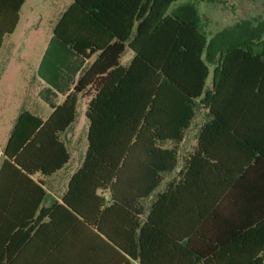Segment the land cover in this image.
<instances>
[{
    "label": "trees",
    "instance_id": "trees-1",
    "mask_svg": "<svg viewBox=\"0 0 264 264\" xmlns=\"http://www.w3.org/2000/svg\"><path fill=\"white\" fill-rule=\"evenodd\" d=\"M181 1L73 0L53 36L75 55L95 59L45 121L26 110L18 114L2 153L0 189L4 174L19 175L31 185L27 187L28 205L35 193L40 204L44 192L29 176H50L68 163L70 156L59 134L75 121L79 101L87 99L86 153L68 183L63 205L58 206L83 215L89 194L96 199L90 205H104V198L96 194L99 190L110 192V206H131L133 201L125 194L134 191V200L145 198L159 186L161 174L175 171L176 149L158 145L168 140L180 143L199 107L207 111L209 121L181 170L185 177L173 192L157 195L146 221L132 223V242L120 247L141 264H151V259L154 264H264L262 220L236 221L231 244L215 242L193 258L190 232L178 237L164 227V207L177 204L181 184L184 188L194 184L189 174L225 175L228 181L221 188L223 193L240 187L257 160L264 163V20L257 27L242 23L208 38L198 10L204 0ZM24 3L0 0V47L15 31ZM126 49L132 59L121 66L119 60ZM245 125L253 136L243 135ZM254 136L259 145H249ZM221 145L251 153L240 161L234 159L237 164L230 168L220 156L225 149ZM120 192L123 196L118 197ZM203 209L200 219L216 210ZM53 211L41 209L40 214L51 220ZM248 249L251 253L245 259ZM235 251L236 261L226 259Z\"/></svg>",
    "mask_w": 264,
    "mask_h": 264
},
{
    "label": "crops",
    "instance_id": "crops-1",
    "mask_svg": "<svg viewBox=\"0 0 264 264\" xmlns=\"http://www.w3.org/2000/svg\"><path fill=\"white\" fill-rule=\"evenodd\" d=\"M50 41L55 42L56 47L63 51V54H60L59 49L56 47L53 49L52 63L44 65L47 71H51V74H48L51 82H45L41 77L43 85L38 92L41 99L50 103L51 114L54 107L61 104L71 92L80 74L95 56L85 60L75 55L69 47L63 44L60 47L61 43L53 35ZM131 59L132 52L126 49L119 63L121 66H127ZM210 72L208 88L212 79V67ZM80 101L83 105L80 119L77 120L76 112L75 121L65 132L59 134L70 156L68 163L50 176L40 174L29 176V179L38 184L44 192L39 205L36 202L38 193L33 196L31 206L28 205L27 187L31 185H28L27 181L16 174L2 176L4 183L0 189V264H141L138 258L129 255L120 245L132 242L130 235L132 223L135 220L142 223L146 221L157 195L167 191L173 192L177 183L183 180L185 175L181 170L196 151L199 132L209 121L207 111L196 107L194 118L189 128L185 130L181 142L176 144L168 140L158 145L163 149H176L177 168L173 172L161 174V183L149 196L134 200L137 195L132 191L124 196L133 201L131 206H110L112 203L110 192L99 190L96 194L104 198V205L93 206L96 199L94 197L92 199L90 197L92 194H89L88 205L82 209L83 215H77L69 207L58 205H63L62 198L67 192L68 183L80 167L87 149L88 120L85 117V109L88 100ZM29 112L36 114L43 121L50 116L48 114L43 117L35 112ZM200 114L203 115L202 119L195 126ZM246 133L253 136V130L247 125L243 126V135ZM255 133L254 131V135ZM249 145H259L256 136L250 138ZM221 146L225 148L220 154L222 161L230 168L237 164L233 162L234 159L240 161V157H248L251 153L240 152L234 146L231 148L229 145ZM208 148L214 151L213 145H208ZM255 165L240 187L223 193L221 188L224 182L228 181L225 175L189 174L188 179L190 178L194 184L186 188L181 184L176 195L177 204L164 207L165 229L178 237H184L188 232L193 236L190 244L191 258L201 254L204 247L215 246V242L231 244L228 241L234 237L238 227L236 221L244 220L242 224L256 220L264 221V163L257 160ZM259 167L260 173H257ZM208 187H211V190H208ZM117 196H123L122 192ZM92 200L93 204L90 205ZM204 206L208 212L216 210L211 216L207 217L206 214L200 219L198 214L206 211L203 209ZM41 209H48L49 212L54 210L51 220L47 215L40 214ZM206 217L208 221L202 225ZM139 231L140 228L137 227L136 232ZM248 244L244 240V245ZM250 253L249 249L244 253L245 259ZM232 256L229 255L226 259L236 261L238 257L236 251ZM203 261L202 259L201 262ZM150 263L154 264V259H151Z\"/></svg>",
    "mask_w": 264,
    "mask_h": 264
},
{
    "label": "rangeland",
    "instance_id": "rangeland-1",
    "mask_svg": "<svg viewBox=\"0 0 264 264\" xmlns=\"http://www.w3.org/2000/svg\"><path fill=\"white\" fill-rule=\"evenodd\" d=\"M72 2L25 0L15 31L0 47V162L20 111H32L43 117L50 114V103L41 99L38 92L43 85L41 77L45 82H51L48 75L51 71H47L44 65L52 63L53 49L59 48L50 40L58 20ZM198 10L202 31L208 38L225 29H235L242 23L257 27L264 20V0H204L198 5ZM59 50L63 54L62 49ZM209 81L210 77L207 85ZM82 106L80 101L77 120L81 117ZM202 116L200 114L195 126Z\"/></svg>",
    "mask_w": 264,
    "mask_h": 264
}]
</instances>
